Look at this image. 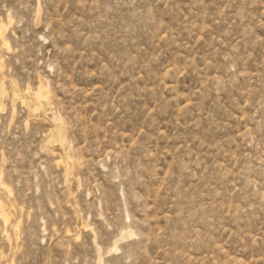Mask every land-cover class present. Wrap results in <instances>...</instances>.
Returning <instances> with one entry per match:
<instances>
[{
	"label": "rangeland",
	"instance_id": "1",
	"mask_svg": "<svg viewBox=\"0 0 264 264\" xmlns=\"http://www.w3.org/2000/svg\"><path fill=\"white\" fill-rule=\"evenodd\" d=\"M1 22L0 264H264V0Z\"/></svg>",
	"mask_w": 264,
	"mask_h": 264
},
{
	"label": "bare ground",
	"instance_id": "2",
	"mask_svg": "<svg viewBox=\"0 0 264 264\" xmlns=\"http://www.w3.org/2000/svg\"><path fill=\"white\" fill-rule=\"evenodd\" d=\"M8 23H10V20L8 21ZM5 23H3V22H1L0 23V41H1V43H2V45H4V46H7V43L5 42V39H6V37L4 38L3 37V29H4V27H5V25H4ZM2 61H0V69L2 68ZM3 77V76H2ZM3 80V79H2ZM28 91V90H27ZM14 92V91H13ZM47 92V91H46ZM48 92L47 93H42V94H35L34 95V99L36 100V101H39V100H41V99H43V98H46V101H47V97H48ZM0 95L1 96H4L5 95V89H4V86H3V84L1 83L0 84ZM15 96H17L16 95V93L14 92V97ZM1 98V97H0ZM15 99H17V98H15ZM1 100H2V98H1ZM21 102H23V101H21ZM49 103V102H48ZM47 103V104H48ZM0 107H2V101L0 102ZM34 110H35V108H34ZM37 110H38V108H37ZM58 133V132H57ZM59 134V133H58ZM58 136V135H57ZM60 136V135H59ZM51 138V137H50ZM51 140V139H50ZM61 139H59V141H60ZM63 142V141H62ZM58 143H60V142H58ZM51 151V150H50ZM60 162V161H59ZM69 168V167H68ZM65 170V169H64ZM70 170V169H69ZM66 171V170H65ZM64 171V172H65ZM67 172V171H66ZM65 174H67V173H65ZM68 177V176H67ZM0 187L1 188H3L4 190H6L7 189V187H6V185H5V183L3 182V181H1L0 180ZM2 189V190H3ZM6 191H8V190H6ZM3 192V191H2ZM4 194H6V193H4ZM13 208V207H12ZM15 210V209H14ZM16 212V211H15ZM8 211L6 212V209H5V207H4V204H3V201L1 202L0 201V218H2V220H3V222L6 224V225H4V226H7V225H9L10 224V219H9V217H8ZM15 214V213H14ZM12 220V219H11ZM14 221V220H13ZM12 223V222H11ZM14 225V224H13ZM12 226V225H11ZM10 226V227H11ZM17 228V227H16Z\"/></svg>",
	"mask_w": 264,
	"mask_h": 264
}]
</instances>
